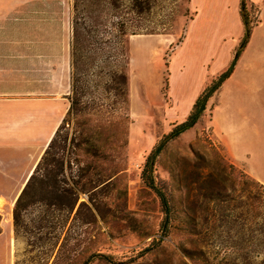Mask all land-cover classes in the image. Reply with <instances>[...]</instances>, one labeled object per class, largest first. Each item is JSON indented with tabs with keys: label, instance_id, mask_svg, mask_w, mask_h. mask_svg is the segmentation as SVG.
Returning a JSON list of instances; mask_svg holds the SVG:
<instances>
[{
	"label": "rangeland",
	"instance_id": "rangeland-1",
	"mask_svg": "<svg viewBox=\"0 0 264 264\" xmlns=\"http://www.w3.org/2000/svg\"><path fill=\"white\" fill-rule=\"evenodd\" d=\"M62 1L79 35L73 109L11 221L2 222L6 209L0 214V264H84L96 254L115 263L97 256L89 264H264V184L247 170L264 172V95L231 93L244 106L230 102L225 112L238 163L212 111L167 142L153 170L171 204L160 241L166 211L144 169L180 123L168 109L167 63L195 11L190 0ZM252 12L258 21L259 7ZM134 35L161 48L123 66ZM144 61L160 71L145 74Z\"/></svg>",
	"mask_w": 264,
	"mask_h": 264
},
{
	"label": "crops",
	"instance_id": "crops-1",
	"mask_svg": "<svg viewBox=\"0 0 264 264\" xmlns=\"http://www.w3.org/2000/svg\"><path fill=\"white\" fill-rule=\"evenodd\" d=\"M250 2L259 7V20L232 74L210 98L202 116L213 112L215 129L236 163L225 114L230 102L234 104L231 93L264 95V0ZM61 3L0 0V214L6 209L2 222L11 221L12 207L70 108L74 18ZM190 4L195 16L169 63L168 109L177 122L187 118L209 80L228 69L244 34L241 0H190ZM146 36L130 38V63L138 54L147 61L148 53L161 48ZM146 61L145 74L160 71V63L148 68ZM131 86L133 96V79ZM233 106L237 111L244 108L237 101ZM247 170L264 184V172ZM6 233L4 228L0 239Z\"/></svg>",
	"mask_w": 264,
	"mask_h": 264
},
{
	"label": "trees",
	"instance_id": "trees-1",
	"mask_svg": "<svg viewBox=\"0 0 264 264\" xmlns=\"http://www.w3.org/2000/svg\"><path fill=\"white\" fill-rule=\"evenodd\" d=\"M255 5H253L250 0H241V14H242V18H243V22H244V34L240 40V43L236 49L234 58L232 63L230 64V66L228 67L227 70H225L224 72L220 73L219 75L215 76L212 81L210 83H208L206 85V87L203 89V91L201 92V94L199 95V97L197 98L190 114L187 116L186 120L183 122L178 123L175 128L169 132L164 139H162L158 145L155 147V149L152 151V153L150 154V156L148 157V161L146 163V167L144 169V176L147 175V183L150 187L154 188L157 193L159 194V196L161 197L162 203L164 205L165 211H166V218L165 221L163 223V235L160 239V241H162L163 237L167 235L168 231H169V224H170V214H171V204L168 200V197L166 195V193L161 190L160 188L157 187V185L155 184V180H154V174H153V170H154V164H155V160L156 158L159 156V154L162 152L163 148L165 147V145L167 144V142H169L171 139L181 135L183 132L193 128L202 118L208 102L210 100V98L214 95V93L220 88V86L223 84V82L230 77V75L232 74L236 63L238 61V59L241 56V53L243 52V50L245 49V47L247 46L250 37L252 35V31L253 28L255 26V24L258 22L257 20L254 19V15L252 12V8ZM74 21V19H73ZM125 33H121V35H123ZM79 35H78V31L77 28L74 26V36H73V47H72V60H73V78H72V88L75 89L76 86V79H77V69L79 67V59H78V55H79V49H78V43H79ZM122 39L121 40H116V43H120L121 44ZM130 47V46H129ZM123 52V50H122ZM128 53L123 52L121 54V58L120 60L123 61V66H124V60L127 61V63L125 64V66L130 65V55H127ZM168 67H169V63H167ZM122 69V68H121ZM126 75V74H125ZM170 89V83H169V78L168 81H166V90ZM164 94L167 97V92L164 90ZM71 104H70V108L68 111L67 116L72 112L73 109V103L72 100ZM66 116V118H67ZM66 118L64 119V122L66 120ZM63 122V123H64ZM62 123V124H63ZM62 126V125H61ZM60 129V128H59ZM59 129L57 130L54 138L52 139L51 143L49 144L48 148L46 149V153L47 154L49 148L51 147ZM45 155L43 156V159L45 157ZM42 159V160H43ZM41 160V161H42ZM41 161L39 160L37 166L34 169L33 174L31 175V177L29 178V181L33 178V176L35 175V173L37 172V169L39 168ZM27 182V183H28ZM28 185V184H27ZM26 185V186H27ZM26 189V187H25ZM24 189V190H25ZM24 190L22 192V194L24 193ZM22 195L19 197L18 202L20 201ZM0 222H1V215H0ZM104 257L106 259H108L111 262L112 261L111 257L107 256V255H102V254H96L93 255L92 257H90L84 264H89L90 262H92L94 260V257ZM115 263V262H114Z\"/></svg>",
	"mask_w": 264,
	"mask_h": 264
},
{
	"label": "bare ground",
	"instance_id": "bare-ground-1",
	"mask_svg": "<svg viewBox=\"0 0 264 264\" xmlns=\"http://www.w3.org/2000/svg\"><path fill=\"white\" fill-rule=\"evenodd\" d=\"M55 134V133H54ZM54 136V135H53ZM53 138H51V140H52ZM50 140V141H51ZM48 147V146H47ZM46 149V148H45ZM3 204H2V200L0 201V206H2Z\"/></svg>",
	"mask_w": 264,
	"mask_h": 264
}]
</instances>
